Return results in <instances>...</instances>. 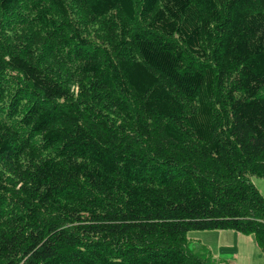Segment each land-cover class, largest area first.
Returning a JSON list of instances; mask_svg holds the SVG:
<instances>
[{"label":"trees","instance_id":"trees-1","mask_svg":"<svg viewBox=\"0 0 264 264\" xmlns=\"http://www.w3.org/2000/svg\"><path fill=\"white\" fill-rule=\"evenodd\" d=\"M251 177L264 0H0V264H206L192 231L264 256Z\"/></svg>","mask_w":264,"mask_h":264},{"label":"rangeland","instance_id":"rangeland-1","mask_svg":"<svg viewBox=\"0 0 264 264\" xmlns=\"http://www.w3.org/2000/svg\"><path fill=\"white\" fill-rule=\"evenodd\" d=\"M250 181L264 198V179L251 177ZM187 240L188 254H196L206 264H222L220 261H226L224 264H264V256L258 250L253 236L233 231H192L187 234Z\"/></svg>","mask_w":264,"mask_h":264},{"label":"crops","instance_id":"crops-1","mask_svg":"<svg viewBox=\"0 0 264 264\" xmlns=\"http://www.w3.org/2000/svg\"><path fill=\"white\" fill-rule=\"evenodd\" d=\"M218 232H228V231H218ZM238 234V233H237ZM241 235V234H240ZM217 236H220V237H222V236H224V235H217ZM212 256V255H211ZM213 258V257H212ZM220 263H222V264H224V263H226V261H220ZM229 264H235V263H231V262H228Z\"/></svg>","mask_w":264,"mask_h":264}]
</instances>
